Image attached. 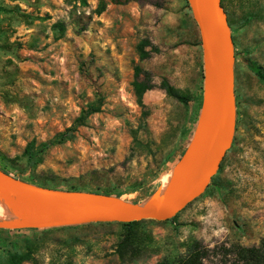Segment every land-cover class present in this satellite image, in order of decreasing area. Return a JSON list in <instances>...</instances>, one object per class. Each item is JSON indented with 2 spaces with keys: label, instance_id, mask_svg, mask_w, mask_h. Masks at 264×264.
Instances as JSON below:
<instances>
[{
  "label": "rangeland",
  "instance_id": "374dc122",
  "mask_svg": "<svg viewBox=\"0 0 264 264\" xmlns=\"http://www.w3.org/2000/svg\"><path fill=\"white\" fill-rule=\"evenodd\" d=\"M100 1L105 10L97 14ZM221 6L236 28L240 112L217 176L221 191L209 188L173 222H144L132 231L90 224L11 230L0 236V264L11 256L17 264H173L193 242L213 250L264 240V83L241 60L248 50L264 69V0H221ZM249 15V24L238 28ZM58 22L65 33L56 40ZM143 39L158 50L146 60L137 53ZM136 66L152 77L143 106L132 87ZM202 77L199 31L187 0H0V167L25 170L16 177L33 185L98 188L148 204L156 199L157 181L161 187L192 139ZM163 80L188 98V108L166 95ZM98 98L100 112L74 139L53 146L41 164L26 170V146L52 139ZM126 235L128 246L118 252ZM228 260L216 249L204 264Z\"/></svg>",
  "mask_w": 264,
  "mask_h": 264
},
{
  "label": "water",
  "instance_id": "95a60500",
  "mask_svg": "<svg viewBox=\"0 0 264 264\" xmlns=\"http://www.w3.org/2000/svg\"><path fill=\"white\" fill-rule=\"evenodd\" d=\"M187 2L203 49L204 83L194 134L179 162L172 167L180 165L182 174L171 198H161L158 186L154 201L134 204L90 192L29 184L0 170V193L28 199L51 216L35 222L5 218L9 221L0 220V229L39 230L147 220L164 222L204 193L233 143L236 125L234 50L221 0Z\"/></svg>",
  "mask_w": 264,
  "mask_h": 264
},
{
  "label": "trees",
  "instance_id": "16d2710c",
  "mask_svg": "<svg viewBox=\"0 0 264 264\" xmlns=\"http://www.w3.org/2000/svg\"><path fill=\"white\" fill-rule=\"evenodd\" d=\"M104 10H105V4L103 1H100L95 12L97 14H100ZM252 17H253L252 15H249L248 17H246L240 23L238 28H243L246 25H248L249 22L252 20ZM228 25L230 26L229 23H228ZM230 29H231V33H233L236 30V28H232V27H230ZM64 33H65V26L62 22H58L53 26V34H54V38L56 40L61 39L63 37ZM157 51H158L157 48H155L148 39L141 40L139 42V44L137 45V53L139 55L140 60L149 59L151 57V54L156 53ZM249 55H250V52L248 50H244L242 52L241 60H242L243 64L260 82L264 83V69L257 62L252 60ZM132 87H133V91H134V94L137 98L138 103L143 106V103H142L143 95L147 91H149L153 88L152 77H151L150 73L142 70L139 66H136L134 68V81H133ZM160 87L162 90H164V92L166 93L167 96L177 99L180 103H182L184 106H186L188 108L189 103H190L188 98L178 94L175 91V89L168 84V82L166 80H163L161 82ZM200 90L202 91L203 88L201 87ZM236 98L237 97L235 96V99ZM101 105H102L101 98H98L94 103L87 105L86 108L81 110L80 114L73 121L71 126H69L64 131L55 135L52 139H50L46 142H42L38 145L35 143L34 140L31 141L26 146L24 153H23V156L25 158V163H26V170L35 169L39 164H41L45 153L50 148H52L53 146L61 145V144H64V143L74 139L75 133L77 132V130L80 127H83L86 125L88 118L90 116L100 112ZM200 107H201V98L196 103V111H199ZM192 113H191V116L193 115ZM239 119H240V112L236 111V122H238ZM189 120H190V118L188 117L187 121H189ZM136 141H137L136 138H134V142H136ZM222 162H223V160H222ZM222 162L219 166V169H218L216 175L212 177L209 186L206 188V190L204 191V193L202 195H204L208 191V189L211 187L215 188L217 191H221L222 186L219 184L217 176L221 171ZM0 170L6 174H9L10 176H13V177H16L18 175H23V172L25 171V170H23L21 173L16 172V170L10 172L4 167H0ZM21 180L25 181V179H23L22 177H21ZM38 185L41 187H47V188H53V189L59 188L57 185L47 183V182H39ZM158 186H159V180L157 181V184H156V187H158ZM65 190L79 191V192H92L95 194H101L104 196L115 197V198H119L122 195L121 193H114V192H111L108 190H99L98 188H96V190H91L87 187H72V186H70V187H66ZM190 204H188V205H190ZM188 205L186 207H188ZM181 212H179L172 219L164 221V222H173ZM144 222L159 223L156 221L147 220V221H140V222L125 223V224H123V223H102V224H90V225H95V226H97V225H120L124 229L132 231L134 227H136V226H138ZM164 222H162V223H164ZM87 226H89V225L65 227V228H58V229H76V228L87 227ZM49 230H54V229L42 230L41 232H45V231H49ZM24 231L34 232L33 230H24ZM36 231H38V230H36ZM12 233H14V231L0 229V236L1 235L9 236ZM129 241H130V237L128 235H126L124 237L123 241L121 243H119V245H118V247H119L118 252H121V249H122L121 247L128 246ZM216 249L221 250V254L225 259L229 258L228 261L230 262V264H264V240H261V242L259 243L258 246H253V247H242L239 245H232L228 248L220 246L218 248H214L213 250L205 248L199 242H193L189 248L188 253L185 256L178 257L177 260L173 264H204V260L207 259V257L209 256V253H213ZM226 263L227 262H225L224 264H226ZM8 264H17L16 256H11Z\"/></svg>",
  "mask_w": 264,
  "mask_h": 264
},
{
  "label": "bare ground",
  "instance_id": "6f19581e",
  "mask_svg": "<svg viewBox=\"0 0 264 264\" xmlns=\"http://www.w3.org/2000/svg\"><path fill=\"white\" fill-rule=\"evenodd\" d=\"M181 166H176L163 177L164 182L159 190V196L163 199H170L172 191L181 178ZM14 218L26 222L48 220L51 216L45 211L37 208L30 200L20 196H13L9 193H0V219Z\"/></svg>",
  "mask_w": 264,
  "mask_h": 264
},
{
  "label": "crops",
  "instance_id": "0c3cea01",
  "mask_svg": "<svg viewBox=\"0 0 264 264\" xmlns=\"http://www.w3.org/2000/svg\"><path fill=\"white\" fill-rule=\"evenodd\" d=\"M200 37V35H199ZM231 38H232V41H233V50H234V47H235V43H234V40H233V37H232V33H231ZM201 43V41H200ZM201 48H202V45H201ZM202 64H203V83H204V58H203V49H202ZM234 65H235V54H234Z\"/></svg>",
  "mask_w": 264,
  "mask_h": 264
}]
</instances>
